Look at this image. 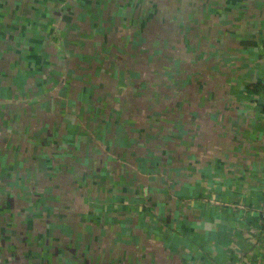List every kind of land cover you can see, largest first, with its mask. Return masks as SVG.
I'll use <instances>...</instances> for the list:
<instances>
[{"label":"crops","instance_id":"0c3cea01","mask_svg":"<svg viewBox=\"0 0 264 264\" xmlns=\"http://www.w3.org/2000/svg\"><path fill=\"white\" fill-rule=\"evenodd\" d=\"M80 1L23 0L38 21L29 44L59 61L43 35L68 31ZM148 1L85 10L116 56L95 52L85 105L78 89L56 97L58 83L17 102L60 126L35 129L25 168L0 170L23 230L0 236V264H264V93L251 90L264 84V0H156L145 16Z\"/></svg>","mask_w":264,"mask_h":264},{"label":"rangeland","instance_id":"374dc122","mask_svg":"<svg viewBox=\"0 0 264 264\" xmlns=\"http://www.w3.org/2000/svg\"><path fill=\"white\" fill-rule=\"evenodd\" d=\"M91 1L92 0L80 1L77 11L79 18L73 21V25H70L71 28L68 31L66 30L62 34L43 35V40H45L46 36L57 37L58 40H60L58 44L63 47L54 51V53L56 52V55L59 56L58 61L54 58L50 60L51 53L45 48L29 44L32 42L31 38H36L38 21L36 23L32 21V23L29 24L30 22L27 21L28 18L25 19L31 13L28 10L26 11L23 7V0H0V170L3 167L2 174L4 175V178L0 175V179H9L12 171L16 172L19 165L16 160L27 156L26 150H28V146L25 144L27 141H30L32 133L36 135L35 129H37V127L41 125L44 127L48 122L53 124V128L55 129H59L60 126L59 116L51 119L50 115L52 117V114H50V112L46 115V118L42 117L35 121L36 117L34 112L30 117L29 114H27L28 112L16 108L17 102H19V105L27 108L32 100H37L36 97L32 96H38L44 91L55 90L56 87L54 84L58 83L65 85L62 86L61 89L55 90V92L58 93L56 97L62 98L63 96L61 93L68 91V89H74L73 91L78 89L79 92H86L84 95L80 94L84 97L82 100L85 105V102L90 100L87 99V91L92 90L93 92L96 88L97 81L94 80V78H96L95 69L97 68V70L101 72L100 65L95 67L93 64L94 60H97L99 63L98 59L95 57L101 55L105 60L116 57L114 51L110 49L111 47L109 48L104 45L105 41H101L102 43L100 46L98 44L100 35L93 30L96 27H100L99 23H96V21L93 22L92 18L87 17L88 11H85L91 4L95 6L94 10H96L97 1L95 3ZM45 2L46 5L52 6L51 3ZM156 2V0H149L145 3V16L151 13V9ZM33 3L34 6L37 5L36 2ZM101 3L104 6L108 5V0H101ZM102 4L100 5L98 2L97 9H102ZM62 5L67 7L71 6V4L66 3ZM110 6L112 10H116L117 12H120L122 8V5L119 3ZM81 14H84L86 21L84 19L80 20ZM117 19H119V17L112 18L109 22L112 23ZM104 25L107 26V23ZM79 27L81 28L77 29ZM59 29L63 31L62 27ZM103 48L105 49V53L102 51ZM92 52L93 55H91ZM95 52L98 53V56H95ZM120 55L125 57L126 54L124 51H121ZM67 56L69 59L73 56H77L76 58L78 59L74 62L70 61L71 70L69 73H67V64H69ZM112 73L118 76V72L115 69L108 71V75ZM64 74H66L65 77ZM51 75H54L53 77L56 79L54 83L50 85V83L43 81V77H49ZM7 76L9 78H6ZM69 81L71 82L69 83ZM104 84L108 85L107 80L104 81ZM66 94L68 95V93ZM73 96L75 97L77 94ZM97 98L93 97L92 101L94 102ZM41 100H43V97ZM12 102L14 105H7ZM63 102L60 104L63 105ZM32 108H36L35 104ZM40 108H46L45 104H41ZM44 120H47V122L45 123ZM17 124L20 130L17 129ZM3 135H5V137ZM24 164L25 163L21 166L19 165V167L25 168ZM2 184L3 188H7L5 187L7 186V182H3ZM44 197L43 195L42 199H44ZM9 203L10 197L8 195H6V197L0 195V236L7 233H9V235H17L20 233L19 230L23 232L22 229L16 226L18 225L17 218L19 216L18 214L16 215L17 217L13 215V209L10 207ZM56 230H61V228Z\"/></svg>","mask_w":264,"mask_h":264},{"label":"trees","instance_id":"16d2710c","mask_svg":"<svg viewBox=\"0 0 264 264\" xmlns=\"http://www.w3.org/2000/svg\"><path fill=\"white\" fill-rule=\"evenodd\" d=\"M254 87H255V90L251 89L252 91L264 93V84L263 83L261 85L260 84H256V86H254Z\"/></svg>","mask_w":264,"mask_h":264},{"label":"built area","instance_id":"2783aa9c","mask_svg":"<svg viewBox=\"0 0 264 264\" xmlns=\"http://www.w3.org/2000/svg\"><path fill=\"white\" fill-rule=\"evenodd\" d=\"M260 222L262 223V225H264V208L262 209V212H261Z\"/></svg>","mask_w":264,"mask_h":264}]
</instances>
